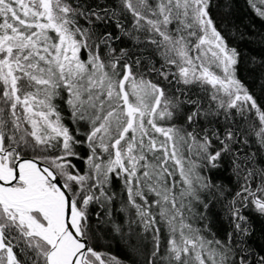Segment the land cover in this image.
Masks as SVG:
<instances>
[{"label": "snow or ice", "instance_id": "snow-or-ice-1", "mask_svg": "<svg viewBox=\"0 0 264 264\" xmlns=\"http://www.w3.org/2000/svg\"><path fill=\"white\" fill-rule=\"evenodd\" d=\"M230 4L0 0V264H264V53L257 96Z\"/></svg>", "mask_w": 264, "mask_h": 264}, {"label": "trees", "instance_id": "trees-1", "mask_svg": "<svg viewBox=\"0 0 264 264\" xmlns=\"http://www.w3.org/2000/svg\"><path fill=\"white\" fill-rule=\"evenodd\" d=\"M217 22L222 28H226V35L229 37L233 46H237L243 54L244 60L240 65V76L249 85L251 90L261 96L260 84L261 80L258 75L249 71L252 67L247 59L250 56L259 58L264 53V43L261 37L264 36V20L256 17L252 9L246 3V0H231L230 7L222 8L215 13ZM255 147V145H253ZM223 221L220 218L214 220V231L221 227ZM257 235L264 228V221L257 218L254 220ZM100 246L107 248L111 245L110 251L118 257L127 260V251L118 237L116 239L101 238L98 242Z\"/></svg>", "mask_w": 264, "mask_h": 264}]
</instances>
